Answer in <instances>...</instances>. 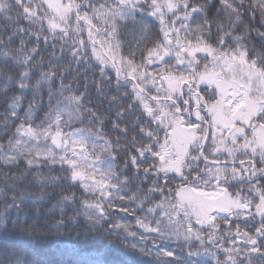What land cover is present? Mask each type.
<instances>
[{
  "label": "snow or ice",
  "instance_id": "6c2138e0",
  "mask_svg": "<svg viewBox=\"0 0 264 264\" xmlns=\"http://www.w3.org/2000/svg\"><path fill=\"white\" fill-rule=\"evenodd\" d=\"M0 236V264H264V0H0Z\"/></svg>",
  "mask_w": 264,
  "mask_h": 264
},
{
  "label": "trees",
  "instance_id": "16d2710c",
  "mask_svg": "<svg viewBox=\"0 0 264 264\" xmlns=\"http://www.w3.org/2000/svg\"><path fill=\"white\" fill-rule=\"evenodd\" d=\"M84 39L87 41V35H86V34L84 35ZM109 71H111V70H109ZM93 91H94V89H93ZM127 219H128L129 221L133 220L132 217H128ZM0 240H3V237H2V236H0ZM106 243H107V242H106ZM36 247H37V249L39 250L42 246L37 245ZM108 247H110V248H112V249H115V245H108ZM121 251H123V250H121ZM178 251H179V250H178Z\"/></svg>",
  "mask_w": 264,
  "mask_h": 264
}]
</instances>
